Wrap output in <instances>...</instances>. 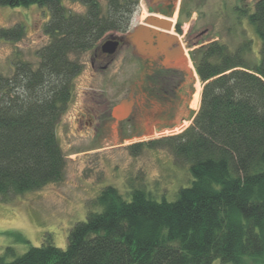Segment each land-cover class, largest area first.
<instances>
[{"label":"trees","instance_id":"1","mask_svg":"<svg viewBox=\"0 0 264 264\" xmlns=\"http://www.w3.org/2000/svg\"><path fill=\"white\" fill-rule=\"evenodd\" d=\"M78 1L86 6L83 13L61 0H0L50 11L44 27L50 39L37 50L36 66L18 60L10 75L0 71L3 201L62 178L66 159L56 128L83 67L79 57L99 47L107 33L125 32L138 4ZM241 12L260 38L259 60L250 65L240 49L218 39L191 50L202 83L199 108L184 131L163 141L188 164L190 184L170 201L142 188L130 190L127 200L107 185L86 219L71 227L65 248L45 240L15 256L8 246L0 264H246L264 255V0ZM22 34L23 26L0 28L5 40ZM152 142L129 148L136 153Z\"/></svg>","mask_w":264,"mask_h":264},{"label":"rangeland","instance_id":"2","mask_svg":"<svg viewBox=\"0 0 264 264\" xmlns=\"http://www.w3.org/2000/svg\"><path fill=\"white\" fill-rule=\"evenodd\" d=\"M255 1L177 0L163 9L161 15L174 19L173 32L179 36L186 59L189 58L187 61L193 79L189 109L181 108L169 121L161 119L163 106L160 103L154 102L150 110L143 108L141 81L148 68L131 54L130 49L118 50L109 63L96 62L94 66L91 64L93 48L82 53L79 57L82 70L74 79L72 98L56 128L66 159L63 176L41 190L17 194L4 201L0 198V253L10 246L18 256L30 246H40L45 240L65 248L71 227L86 219L90 203L107 185L115 186L127 200L133 188L144 189L155 200H174L177 189L189 185L192 178L188 164L175 157L163 141L184 131L199 108L202 83L190 51L201 43L218 39L231 50L240 49L244 59L254 65L259 60L261 41L241 11H251ZM61 3L72 12L83 13L86 10L78 0H61ZM145 12H150L147 0H138L126 33L144 21ZM49 19L47 6L0 5V28L23 26L19 39L0 38V71L3 74L10 75L13 64L18 60L36 66L39 61L37 50L50 39L44 28ZM121 34L109 32L102 41L108 35ZM198 86L201 89L197 108H194L192 101ZM124 98L133 101L131 113L136 117L143 114L154 118L148 130L137 133L132 123L125 120L127 117H112V108ZM183 122L188 123L178 132L130 141L148 132L181 126ZM152 125L156 126L155 130L150 129ZM146 141L153 142L132 153L129 145ZM212 264L223 263L217 259ZM246 264H264V255L248 258Z\"/></svg>","mask_w":264,"mask_h":264},{"label":"flooded vegetation","instance_id":"3","mask_svg":"<svg viewBox=\"0 0 264 264\" xmlns=\"http://www.w3.org/2000/svg\"><path fill=\"white\" fill-rule=\"evenodd\" d=\"M147 3L148 9L150 10L149 13L162 14L163 9L166 6L168 7L170 5H173L175 3V0L160 2L156 5H150L148 1ZM125 34L126 32H122L120 36L108 35L104 41H106L107 39H111L112 36H117L118 38L122 37ZM123 49H130L131 54L134 57L147 65L148 71L141 81L142 98L144 101L143 108L145 110H150L152 104L154 102H158L163 106V111L161 112L160 116L161 119L169 121L172 120V118L176 117V114L181 108L187 110L189 109L190 98L193 94V79L192 72L191 69H189L187 61L179 65L177 68H166L160 64V57L149 61V59L137 56L134 54L132 45L129 42L118 39L117 50L114 53L109 54L103 51L101 48V44L99 45V47L93 48L91 58L92 66H94L96 62L102 64L109 63L114 57V54L118 50ZM139 114H142V112ZM148 114L152 115V113L150 112H148ZM182 118L183 115L181 116L180 120ZM153 119L154 118L152 117L148 118L146 116H143V114L141 115V117H136V115L131 113L125 120H129L132 123L135 132L137 131V133H142L143 131L148 130L149 127H151L150 123L151 121H153ZM168 125L169 123L167 124V126ZM152 126L153 127L150 129L155 130L156 126Z\"/></svg>","mask_w":264,"mask_h":264},{"label":"water","instance_id":"4","mask_svg":"<svg viewBox=\"0 0 264 264\" xmlns=\"http://www.w3.org/2000/svg\"><path fill=\"white\" fill-rule=\"evenodd\" d=\"M150 5H156L168 0H147ZM177 1V0H175ZM172 19L155 13H150L142 24L122 37L112 36L101 44L103 51L111 54L117 50L118 39L125 40L132 45L135 55L149 59L161 58L160 64L166 68H177L186 61L184 49L178 35L172 31ZM133 101L120 100L111 110L115 119H123L131 114Z\"/></svg>","mask_w":264,"mask_h":264},{"label":"bare ground","instance_id":"5","mask_svg":"<svg viewBox=\"0 0 264 264\" xmlns=\"http://www.w3.org/2000/svg\"><path fill=\"white\" fill-rule=\"evenodd\" d=\"M148 14H149L148 12H145V15H148ZM172 22H174V19L173 18H172ZM200 89H201V87L198 86L196 88V92L194 94V99L192 101V107H194V108H197V102H198V97H199ZM187 123L188 122H183V124L181 126L178 125L177 127L172 128V129H166V130H162V131L155 130V131H153L151 133L148 132V134L142 135V136L137 137V138L135 137V138H133L130 141L150 139V138H154V137H157V136H161V135H165V134H170V133L178 132V131H180L183 128L184 125H187Z\"/></svg>","mask_w":264,"mask_h":264}]
</instances>
